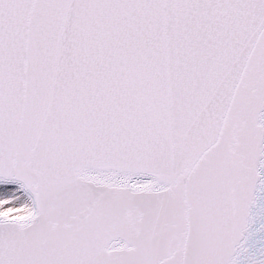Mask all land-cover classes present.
<instances>
[{"label":"snow or ice","instance_id":"obj_1","mask_svg":"<svg viewBox=\"0 0 264 264\" xmlns=\"http://www.w3.org/2000/svg\"><path fill=\"white\" fill-rule=\"evenodd\" d=\"M0 264H264V0H0Z\"/></svg>","mask_w":264,"mask_h":264}]
</instances>
